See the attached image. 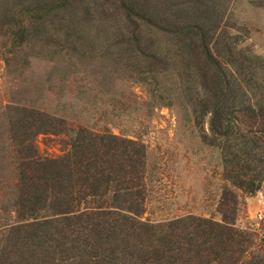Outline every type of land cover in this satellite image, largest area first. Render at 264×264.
Returning <instances> with one entry per match:
<instances>
[{
	"label": "rangeland",
	"instance_id": "374dc122",
	"mask_svg": "<svg viewBox=\"0 0 264 264\" xmlns=\"http://www.w3.org/2000/svg\"><path fill=\"white\" fill-rule=\"evenodd\" d=\"M131 1L78 0L80 25L68 27L60 0H0V240L17 219L21 145L13 135L24 115L18 107L67 122L65 133L36 137L43 155L64 153L82 126L144 143L143 220L191 214L221 220L222 191L234 188L240 200L236 225L250 238V251L264 254V181L248 194L226 178L225 161L235 150L212 141L209 117L195 121L189 72L174 56L177 49L166 31L142 25L140 51L117 43L114 34L129 27L120 6ZM162 1L163 10L217 25L221 60L233 61L229 69L253 98L264 95V0ZM141 51L168 58V66L153 68ZM238 155L250 157L241 150Z\"/></svg>",
	"mask_w": 264,
	"mask_h": 264
},
{
	"label": "trees",
	"instance_id": "16d2710c",
	"mask_svg": "<svg viewBox=\"0 0 264 264\" xmlns=\"http://www.w3.org/2000/svg\"><path fill=\"white\" fill-rule=\"evenodd\" d=\"M60 2L68 27L80 25L78 0ZM144 2L155 6L135 0L119 5L129 27L117 30V43L143 50L145 24L171 36L174 56L185 61L187 82L194 88L188 103L195 121L209 117L212 141L235 150L225 161L226 178L256 193L264 181V95L253 98L229 69L233 61L221 60L217 25L163 10L158 7L162 0ZM141 54L159 71L168 66V58ZM16 110L24 112L13 135L21 145L17 219L0 240V264H264V254L250 251V238L236 225L240 200L234 188L222 191L221 220L192 214L165 222L143 220L144 143L82 126L64 153L43 155L36 137L65 133L67 122L42 111ZM240 150L250 157L245 160Z\"/></svg>",
	"mask_w": 264,
	"mask_h": 264
}]
</instances>
